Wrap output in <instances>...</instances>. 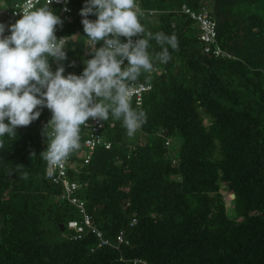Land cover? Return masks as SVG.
<instances>
[{"label":"trees","instance_id":"obj_1","mask_svg":"<svg viewBox=\"0 0 264 264\" xmlns=\"http://www.w3.org/2000/svg\"><path fill=\"white\" fill-rule=\"evenodd\" d=\"M16 1L0 0V16ZM138 4L147 30L178 40L177 50L169 48L171 59H154V72L139 79L152 85L139 105L146 122L129 138L121 121H106L101 134L110 147L98 146L86 163L81 127L68 174L79 183L84 213L61 198L62 186L45 173L47 107L18 127L16 138L5 137L0 264H264V0ZM182 4L207 9L216 43L228 56L203 51L201 30L181 14ZM72 6L77 9L78 0ZM49 7L63 21L56 36L68 38L67 59H50L51 70L62 65L65 76L81 74L92 58L86 33L76 15L67 20L59 6ZM150 45L154 57L161 48L154 39ZM222 184L233 194L230 212ZM84 215L112 242L123 230L128 243L98 247L88 229L73 238L67 222Z\"/></svg>","mask_w":264,"mask_h":264},{"label":"clouds","instance_id":"obj_2","mask_svg":"<svg viewBox=\"0 0 264 264\" xmlns=\"http://www.w3.org/2000/svg\"><path fill=\"white\" fill-rule=\"evenodd\" d=\"M51 2L37 8L39 0H28L21 17L8 26L10 35L0 23V148L5 137L16 138V129L29 126L47 107L52 117L42 134L48 146L40 156L48 177L80 149V130L89 118L121 121L127 136L134 137L147 120L145 111L132 105L139 79L154 72V59L167 63L169 48L178 49L175 35L146 29L137 0H87L80 15L92 58L84 61L81 75L65 76L62 65L53 72L50 59H67L68 40L55 34L63 21ZM90 14L97 19L90 20ZM153 39L161 48L154 57L148 51Z\"/></svg>","mask_w":264,"mask_h":264},{"label":"built area","instance_id":"obj_3","mask_svg":"<svg viewBox=\"0 0 264 264\" xmlns=\"http://www.w3.org/2000/svg\"><path fill=\"white\" fill-rule=\"evenodd\" d=\"M72 2L73 0H52L50 5L59 6L60 13L67 20L71 19L73 14L76 15L79 19L80 28H83V17L80 15V10L85 6L87 0H78L77 9L73 8ZM39 4H47V0H39V3L36 4L35 7H37ZM27 5L28 0H18L11 4L9 7L2 10L0 16V23L5 24L6 26L4 35H6L7 32L10 30L8 26L14 24L16 20L21 17V11H23ZM180 12L181 14H186L199 26L201 30L199 40L202 42V49L205 53L211 54L214 57L228 56V54L225 53L216 43L215 21L210 18L208 11L205 7H202L200 10L195 11L187 5L182 4ZM88 18L93 21L96 19L94 14H90ZM62 37L64 36H59L57 38L60 39ZM65 39L68 38L65 37ZM123 40H125V38L122 37V41ZM85 43L87 45V38L85 39ZM102 44L103 42L101 41L100 44L98 43L96 46H102ZM151 88L152 85L150 83L139 82L137 87L138 94L133 97V101L135 102V104L140 105L142 102L143 95L148 92ZM51 117L52 112L49 113L45 119L47 123L51 119ZM105 123L106 121H100L98 119L89 118L88 125L83 126V128L86 129V137L83 139L82 142V147L86 148L87 150L83 160L85 163L88 162L90 155L98 146L102 145L104 146V148L110 147V142L105 140L101 134V130ZM70 157L67 162L63 164L62 167H59L55 170L52 175V180L55 184H60L62 186L61 198L69 200L71 203L75 204L80 213H84V203L77 195V191L80 187L79 183L74 179H70L71 177L68 174L69 169L73 167V165H70ZM135 222L136 219L133 218L130 225H133ZM67 226L69 228L74 229L73 238L75 239L81 238L83 232L88 229L90 233L96 237L98 247L113 245L115 246V248H117L122 243H128V240H126L124 237L123 230L118 231V233L115 235L114 242H112L109 238L103 235L101 230L92 225L91 218L88 215H84L81 220H69L67 222ZM133 263L145 264V262L140 259H134Z\"/></svg>","mask_w":264,"mask_h":264},{"label":"rangeland","instance_id":"obj_4","mask_svg":"<svg viewBox=\"0 0 264 264\" xmlns=\"http://www.w3.org/2000/svg\"><path fill=\"white\" fill-rule=\"evenodd\" d=\"M85 50L89 51L88 49H85ZM221 194L224 196L225 206L227 210L230 212V209L233 205V202H232L233 194L228 193L223 184L221 185Z\"/></svg>","mask_w":264,"mask_h":264},{"label":"water","instance_id":"obj_5","mask_svg":"<svg viewBox=\"0 0 264 264\" xmlns=\"http://www.w3.org/2000/svg\"><path fill=\"white\" fill-rule=\"evenodd\" d=\"M62 230H64L63 227H62Z\"/></svg>","mask_w":264,"mask_h":264}]
</instances>
